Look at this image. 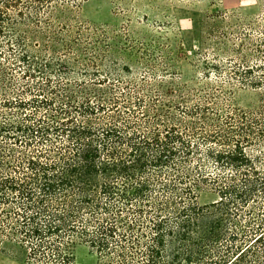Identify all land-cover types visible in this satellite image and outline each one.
<instances>
[{
	"label": "trees",
	"instance_id": "16d2710c",
	"mask_svg": "<svg viewBox=\"0 0 264 264\" xmlns=\"http://www.w3.org/2000/svg\"><path fill=\"white\" fill-rule=\"evenodd\" d=\"M83 1L0 0V252L73 264L79 241L100 264H264V168L250 153L264 144V62L228 50L236 81L262 92L255 110L179 96L146 112L142 90L88 76L93 62L29 46L55 8ZM207 188L218 199L200 206Z\"/></svg>",
	"mask_w": 264,
	"mask_h": 264
},
{
	"label": "rangeland",
	"instance_id": "374dc122",
	"mask_svg": "<svg viewBox=\"0 0 264 264\" xmlns=\"http://www.w3.org/2000/svg\"><path fill=\"white\" fill-rule=\"evenodd\" d=\"M49 16L52 28L45 27L44 42L42 34L29 38L32 50L47 43L63 59L93 62L97 68L75 67L72 76L82 78L86 70L94 77L96 71L98 78H109L110 87L129 84L142 90L146 112L157 97L158 106L177 104L183 96L188 104L214 102L222 112L255 110L261 104L262 92L238 83L227 59L233 56L228 50L244 44L250 64L264 62L255 52L264 39V0H85L72 12L55 8ZM66 39L72 42L68 50L62 46ZM219 42L226 43L222 52L214 48ZM204 62L222 68L215 72ZM250 153L264 168V144ZM217 199L207 188L199 191L197 202L204 206ZM71 254L73 264H100L99 255L82 242L72 246ZM0 264L22 263L0 252Z\"/></svg>",
	"mask_w": 264,
	"mask_h": 264
}]
</instances>
